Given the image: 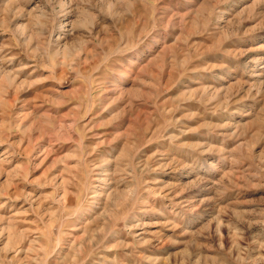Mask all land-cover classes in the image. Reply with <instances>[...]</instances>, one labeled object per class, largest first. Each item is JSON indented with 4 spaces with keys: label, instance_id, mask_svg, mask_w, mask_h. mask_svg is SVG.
Segmentation results:
<instances>
[{
    "label": "rangeland",
    "instance_id": "1",
    "mask_svg": "<svg viewBox=\"0 0 264 264\" xmlns=\"http://www.w3.org/2000/svg\"><path fill=\"white\" fill-rule=\"evenodd\" d=\"M0 264H264V0H0Z\"/></svg>",
    "mask_w": 264,
    "mask_h": 264
}]
</instances>
